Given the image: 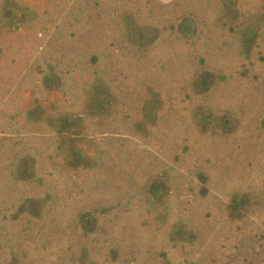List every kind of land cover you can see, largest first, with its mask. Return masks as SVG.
Wrapping results in <instances>:
<instances>
[{"label": "rangeland", "instance_id": "obj_1", "mask_svg": "<svg viewBox=\"0 0 264 264\" xmlns=\"http://www.w3.org/2000/svg\"><path fill=\"white\" fill-rule=\"evenodd\" d=\"M0 264H264V0H0Z\"/></svg>", "mask_w": 264, "mask_h": 264}]
</instances>
